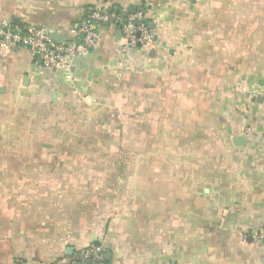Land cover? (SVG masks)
<instances>
[{"label":"crops","instance_id":"crops-1","mask_svg":"<svg viewBox=\"0 0 264 264\" xmlns=\"http://www.w3.org/2000/svg\"><path fill=\"white\" fill-rule=\"evenodd\" d=\"M141 6L147 49L125 53L109 25L62 70L0 49V105L141 138L123 164L0 165V264L70 263L92 247L107 264H264V0H0V24L62 42L91 10ZM138 84L150 91L135 102Z\"/></svg>","mask_w":264,"mask_h":264},{"label":"trees","instance_id":"trees-1","mask_svg":"<svg viewBox=\"0 0 264 264\" xmlns=\"http://www.w3.org/2000/svg\"><path fill=\"white\" fill-rule=\"evenodd\" d=\"M132 91L128 96L137 102L138 98L141 99L150 90L138 84L136 91ZM0 111L3 116L0 120V165L123 164L127 154L123 147L126 140L122 133H117L118 136L108 141L110 138L102 135L104 131L99 129L97 121L72 119L69 111H62L58 107H50V111H36L22 104L13 113L7 105L2 104ZM62 129L69 130L70 136L60 135ZM128 139L126 144H136L140 149V137ZM139 154L138 151V157Z\"/></svg>","mask_w":264,"mask_h":264},{"label":"built area","instance_id":"built-area-1","mask_svg":"<svg viewBox=\"0 0 264 264\" xmlns=\"http://www.w3.org/2000/svg\"><path fill=\"white\" fill-rule=\"evenodd\" d=\"M108 25L122 33L125 53L147 49L154 44L155 33L149 27L145 7L141 6L131 15L117 8L111 11L100 8L91 10L74 36L61 43H57L54 35L43 29H24L4 20L0 24V49H28L37 66L46 70H62L68 68L74 59L92 52L100 39V29ZM247 132L251 133V130L247 129ZM254 238L264 243V229ZM106 253L103 247H92L77 253L70 263L55 264H107Z\"/></svg>","mask_w":264,"mask_h":264},{"label":"water","instance_id":"water-1","mask_svg":"<svg viewBox=\"0 0 264 264\" xmlns=\"http://www.w3.org/2000/svg\"><path fill=\"white\" fill-rule=\"evenodd\" d=\"M111 11V10H110ZM136 12V8H131V13H135ZM46 33H48L49 34V31H46ZM54 39H55V41L57 42V43H61V42H59L56 38H55V36H54ZM109 257H110V254H108L107 255V258L109 259Z\"/></svg>","mask_w":264,"mask_h":264}]
</instances>
